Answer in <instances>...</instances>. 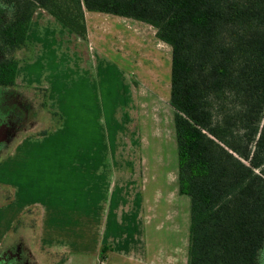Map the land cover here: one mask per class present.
I'll list each match as a JSON object with an SVG mask.
<instances>
[{"label": "trees", "instance_id": "obj_1", "mask_svg": "<svg viewBox=\"0 0 264 264\" xmlns=\"http://www.w3.org/2000/svg\"><path fill=\"white\" fill-rule=\"evenodd\" d=\"M82 40L86 11L152 25L170 45L187 264H264V0H0V87L37 9Z\"/></svg>", "mask_w": 264, "mask_h": 264}, {"label": "rangeland", "instance_id": "obj_2", "mask_svg": "<svg viewBox=\"0 0 264 264\" xmlns=\"http://www.w3.org/2000/svg\"><path fill=\"white\" fill-rule=\"evenodd\" d=\"M87 24L90 39L85 46L98 48L91 67L79 53L84 43L70 38L62 25L35 30L28 47L15 56L22 59L37 51L38 57L29 58L31 80L50 87L15 86L6 91L1 105L3 113L6 108L17 112L20 125L0 149V243L19 238L29 250L30 264H52L57 256L39 248L43 204L81 193L82 172L88 175L92 167L88 162L98 161L106 171L114 161L119 169V161L128 160L126 144L158 146L165 157L164 193L175 191L170 45L157 38L152 25L134 19L90 11ZM18 144L26 152L18 153L12 164ZM141 174L145 176V165ZM11 176L21 181L23 193L13 191ZM159 183L149 188L162 190ZM29 203L33 206L25 209ZM61 219L52 217L57 228Z\"/></svg>", "mask_w": 264, "mask_h": 264}, {"label": "crops", "instance_id": "obj_3", "mask_svg": "<svg viewBox=\"0 0 264 264\" xmlns=\"http://www.w3.org/2000/svg\"><path fill=\"white\" fill-rule=\"evenodd\" d=\"M88 13L90 11L85 12L86 22ZM61 25L58 20L39 8L31 20L27 41L35 30H45L48 27L54 29ZM67 30L70 38L72 35L76 42L84 43V48L79 51L83 62L94 64L98 48H86L85 43L90 39L89 31L88 40H82ZM38 55L35 51L19 59L16 86L34 85L49 89V85H37L31 80L29 58ZM18 145L11 154L12 164L16 162L18 153L26 152L23 144ZM126 146L128 160H120L122 166L119 169H116L114 161L106 171L98 161L88 162L92 167L89 168L88 175L85 171L82 172L81 193L75 197L64 196L60 203L46 200L43 204V238L39 248L59 256L52 258V264H187L190 199L178 192V157L175 162V191L167 194L164 193L167 177H163V151L158 146ZM150 153L155 155L151 156ZM143 165L144 177L141 174ZM90 174L91 178L88 177ZM11 179L13 191L23 193L21 181L12 176ZM82 180H85L84 183ZM158 180L162 190L150 189L149 185L158 184ZM30 205L33 206L29 203L23 207L30 208ZM54 215L62 217L60 228L52 221ZM63 218L67 220L63 222ZM69 223L71 227L67 226ZM69 230L72 235L70 239ZM170 233L175 237H169Z\"/></svg>", "mask_w": 264, "mask_h": 264}, {"label": "flooded vegetation", "instance_id": "obj_4", "mask_svg": "<svg viewBox=\"0 0 264 264\" xmlns=\"http://www.w3.org/2000/svg\"><path fill=\"white\" fill-rule=\"evenodd\" d=\"M2 55V50L0 48V58ZM15 86L16 84L12 86L0 87V127H5L8 130V138L0 141V149L13 137L16 132V127L20 125L18 115L16 114L17 112L15 113L13 108H6L7 111L3 113L5 109L1 106L4 101L3 97L7 94L6 91ZM28 255V248L25 246L24 242L21 243L19 238L14 236L9 237L8 240H3L0 243V264H30L28 262Z\"/></svg>", "mask_w": 264, "mask_h": 264}, {"label": "water", "instance_id": "obj_5", "mask_svg": "<svg viewBox=\"0 0 264 264\" xmlns=\"http://www.w3.org/2000/svg\"><path fill=\"white\" fill-rule=\"evenodd\" d=\"M7 137V130L4 127H0V141L5 140Z\"/></svg>", "mask_w": 264, "mask_h": 264}]
</instances>
